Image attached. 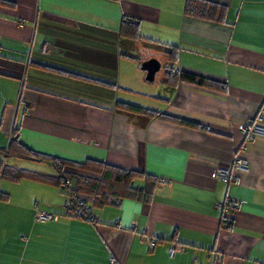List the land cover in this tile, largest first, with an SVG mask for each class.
<instances>
[{"label":"crops","instance_id":"obj_1","mask_svg":"<svg viewBox=\"0 0 264 264\" xmlns=\"http://www.w3.org/2000/svg\"><path fill=\"white\" fill-rule=\"evenodd\" d=\"M0 1V156L17 130L41 156L163 181L146 202L98 209L85 200L93 224L68 215L52 183L0 180V264H264V137L239 129L258 115L264 126V0H207L218 6L210 20L184 14L185 0ZM129 19L142 43L121 40ZM152 59L160 68L150 81L142 65ZM172 71L226 90L167 84ZM118 102L204 129L123 112ZM236 159L246 168L233 170ZM6 161L54 172L42 159ZM38 212L58 219L36 222Z\"/></svg>","mask_w":264,"mask_h":264},{"label":"trees","instance_id":"obj_2","mask_svg":"<svg viewBox=\"0 0 264 264\" xmlns=\"http://www.w3.org/2000/svg\"><path fill=\"white\" fill-rule=\"evenodd\" d=\"M216 9H218V6L207 0H185L184 4V14L207 20L215 19L217 14ZM120 36L122 37L121 40L125 39L133 42H143V37L139 33V23L136 19L122 21ZM167 59L169 62L171 61V63L176 60L172 49L167 52ZM82 79L86 82H96L89 78L82 77ZM179 81L221 92L226 90L225 84L189 72L172 71L166 83L175 85V83L177 84ZM116 107L123 112L143 114L151 118L169 121L177 125L192 127L197 130L204 129V127L199 124L149 111L131 104L118 102L116 103ZM16 132L17 130L13 131V137L9 142L6 152L4 151V155L0 156V180L8 179L11 181H18L21 178H32L37 181L49 182L59 187L66 198L77 188V194L84 200L89 201L92 207L98 209L109 205H118L125 199H135L142 202L149 201L153 196L156 186L163 183L162 180L142 172L126 171L120 167L104 162L86 160L83 163H76L55 157L41 156V154L24 146L18 140ZM244 134L248 137L254 136L253 134ZM9 157L33 161L40 159L49 161L54 172L52 174L27 172L13 165H9L6 161ZM71 169L75 170V172ZM66 180H70V183L63 186L62 182ZM83 180L87 182L83 184ZM137 180L143 181L141 187L135 186L134 183ZM0 198L7 199V195L0 192ZM223 223L224 225H228L229 222L226 217Z\"/></svg>","mask_w":264,"mask_h":264},{"label":"built area","instance_id":"obj_3","mask_svg":"<svg viewBox=\"0 0 264 264\" xmlns=\"http://www.w3.org/2000/svg\"><path fill=\"white\" fill-rule=\"evenodd\" d=\"M46 47V46H45ZM43 48L46 52H49L47 48ZM262 120V116L258 115L255 122L253 123H246L242 124L240 126V131L242 133H248V134H259L261 136H264V126L259 124V121ZM246 168V164L240 160L236 159L232 164L233 170H240ZM219 177L224 180L228 181L229 179V173L227 169H219L218 170ZM87 181L83 180L82 183L85 184ZM70 183V180H66L63 183V186L68 185ZM77 188H75V191L71 192L70 195L66 198V201L64 202L63 208L65 212L70 216H75L77 218H81L83 220H87L89 222H92L93 224L97 223V217L94 215V212L90 208L89 205H87L86 201L81 198L77 194ZM240 205L239 200L235 199H229L227 201V206L230 205ZM58 219L57 215L50 214V213H44V212H38L35 216V221L40 223L50 222V221H56ZM146 243L148 244L150 249H153L156 245L155 240L148 239L146 240ZM178 252V249L176 247H171L169 249V256L172 257Z\"/></svg>","mask_w":264,"mask_h":264},{"label":"water","instance_id":"obj_4","mask_svg":"<svg viewBox=\"0 0 264 264\" xmlns=\"http://www.w3.org/2000/svg\"><path fill=\"white\" fill-rule=\"evenodd\" d=\"M160 64L156 60H149L142 65V69L147 72V80L152 81L155 73L159 70Z\"/></svg>","mask_w":264,"mask_h":264},{"label":"rangeland","instance_id":"obj_5","mask_svg":"<svg viewBox=\"0 0 264 264\" xmlns=\"http://www.w3.org/2000/svg\"><path fill=\"white\" fill-rule=\"evenodd\" d=\"M139 53H141V50H139ZM159 74H161V72H160ZM41 169H42V168H41Z\"/></svg>","mask_w":264,"mask_h":264}]
</instances>
